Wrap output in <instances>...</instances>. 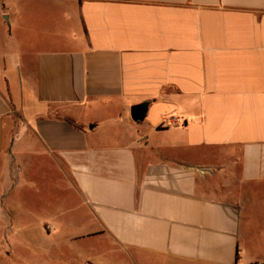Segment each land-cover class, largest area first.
Masks as SVG:
<instances>
[{"label": "crops", "instance_id": "0c3cea01", "mask_svg": "<svg viewBox=\"0 0 264 264\" xmlns=\"http://www.w3.org/2000/svg\"><path fill=\"white\" fill-rule=\"evenodd\" d=\"M27 150L78 196L76 238L134 264H264V0H0L7 190ZM9 203L0 223L28 232Z\"/></svg>", "mask_w": 264, "mask_h": 264}, {"label": "rangeland", "instance_id": "374dc122", "mask_svg": "<svg viewBox=\"0 0 264 264\" xmlns=\"http://www.w3.org/2000/svg\"><path fill=\"white\" fill-rule=\"evenodd\" d=\"M15 124L19 127L21 123L16 120ZM19 156L23 170L18 179L23 184L7 190L0 178V195L8 194L11 210L21 212L20 220L34 225L26 233L13 234L0 223V248L7 246L5 238L11 243L0 264H134L124 254L110 251L109 243L98 237L76 238L80 229L68 227V223L86 219L76 193L46 156L31 150ZM46 223L52 226L49 231Z\"/></svg>", "mask_w": 264, "mask_h": 264}, {"label": "water", "instance_id": "95a60500", "mask_svg": "<svg viewBox=\"0 0 264 264\" xmlns=\"http://www.w3.org/2000/svg\"><path fill=\"white\" fill-rule=\"evenodd\" d=\"M136 114L138 115V114H140V112H136Z\"/></svg>", "mask_w": 264, "mask_h": 264}]
</instances>
